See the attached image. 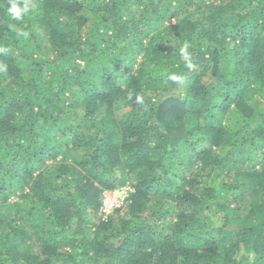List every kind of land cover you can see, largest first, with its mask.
Returning a JSON list of instances; mask_svg holds the SVG:
<instances>
[{
	"label": "trees",
	"instance_id": "1",
	"mask_svg": "<svg viewBox=\"0 0 264 264\" xmlns=\"http://www.w3.org/2000/svg\"><path fill=\"white\" fill-rule=\"evenodd\" d=\"M29 2L0 0V264H264V0Z\"/></svg>",
	"mask_w": 264,
	"mask_h": 264
},
{
	"label": "clouds",
	"instance_id": "2",
	"mask_svg": "<svg viewBox=\"0 0 264 264\" xmlns=\"http://www.w3.org/2000/svg\"><path fill=\"white\" fill-rule=\"evenodd\" d=\"M34 7L33 4H31L29 2V0H24V3L23 5L21 6L20 3L17 2V0H11V6L7 9V15L9 17H11L12 20H15V21H22L23 18L29 14L32 10V8ZM16 32H17V35L18 36H22L24 38H27L29 33L26 32V31H23L22 29H16ZM0 51H6V49H0ZM181 55H184V50L182 49L181 51ZM7 71V66L6 65H3V64H0V72H6ZM170 79H177V77L175 75L171 76ZM137 102L138 103H142V98L141 97H137ZM127 196V195H126ZM125 199V198H124ZM124 199H123V203L122 205L124 204ZM108 201L112 202L111 199H106V203H108ZM104 203V202H103ZM105 203V204H106ZM121 205H118L116 207H119ZM114 207V209L116 208ZM114 211V210H113ZM113 211L111 212H108V213H105V214H102L104 216H107L109 213H112Z\"/></svg>",
	"mask_w": 264,
	"mask_h": 264
},
{
	"label": "rangeland",
	"instance_id": "3",
	"mask_svg": "<svg viewBox=\"0 0 264 264\" xmlns=\"http://www.w3.org/2000/svg\"><path fill=\"white\" fill-rule=\"evenodd\" d=\"M92 15L89 16V19H91ZM172 21H174V18H171L168 23H171ZM90 22V20H89ZM87 24L90 25L91 23ZM85 31V28H84ZM184 89H183V93H184ZM132 190V187L130 185H121V186H117L115 189L113 190H105L104 192V203L102 205L101 211L99 212L100 215L103 213H108L114 210V207L118 206V205H122L123 203V199L126 197V195L128 194V192ZM12 201H14L16 199V197L11 198ZM106 199H111L112 202L108 201V203H106ZM106 203V204H105ZM93 220H98L97 216H95L93 218Z\"/></svg>",
	"mask_w": 264,
	"mask_h": 264
}]
</instances>
